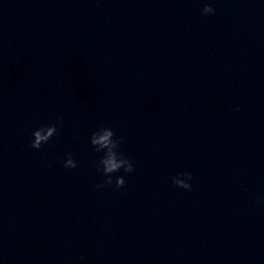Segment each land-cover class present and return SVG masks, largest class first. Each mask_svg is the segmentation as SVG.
<instances>
[{"label": "clouds", "instance_id": "clouds-1", "mask_svg": "<svg viewBox=\"0 0 264 264\" xmlns=\"http://www.w3.org/2000/svg\"><path fill=\"white\" fill-rule=\"evenodd\" d=\"M201 11L202 14L207 15L214 13L215 9L211 4L206 3ZM56 133L57 125L55 123L40 126L32 133L31 147L39 149L42 144L47 143ZM89 142L94 146L96 152H103L102 157L96 165V170L101 172L105 178L102 183L96 185L97 188L111 187L113 185L112 174L118 172L120 169H123L126 173L134 171L132 161L123 156L119 151L121 140L119 138L114 139V132L111 128L105 126L97 128L91 133ZM63 163L64 167L68 169L77 167V162L71 153L67 155ZM192 178L190 171H184L172 177V183L178 188L190 191L192 188L190 183ZM125 184L124 176L115 177V187L117 189L124 187ZM257 203L264 204V199H258Z\"/></svg>", "mask_w": 264, "mask_h": 264}]
</instances>
